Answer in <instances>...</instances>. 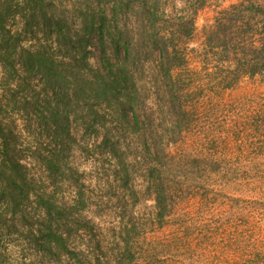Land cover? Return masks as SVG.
I'll return each mask as SVG.
<instances>
[{"label":"trees","instance_id":"1","mask_svg":"<svg viewBox=\"0 0 264 264\" xmlns=\"http://www.w3.org/2000/svg\"><path fill=\"white\" fill-rule=\"evenodd\" d=\"M176 1L184 6L168 15ZM261 1L230 4L204 30L203 56L219 90L264 78ZM202 3L0 0V264H11L14 239L25 252L22 264H136L133 241L147 224L102 227L91 211L90 174L72 158L90 162L91 173L110 172L133 201L142 197L131 184L145 165L141 176L154 201L148 220L161 225L171 206L158 164L189 115L181 43ZM168 104L176 120L164 142L153 116H165Z\"/></svg>","mask_w":264,"mask_h":264},{"label":"rangeland","instance_id":"2","mask_svg":"<svg viewBox=\"0 0 264 264\" xmlns=\"http://www.w3.org/2000/svg\"><path fill=\"white\" fill-rule=\"evenodd\" d=\"M238 1L203 0L190 14L194 30L182 40L187 64L179 73L186 81L182 104L189 115L177 141L167 147L168 156L158 164L171 206L161 225L148 220L154 201L141 176L145 165L137 167L133 178L131 185L142 194L133 201L123 196L110 172L91 173L90 162L79 154L72 158L90 174L91 211L100 216L102 227L118 230L126 222L147 224L133 241L136 264H264V78L243 77L233 87L219 90L213 64L203 56L204 30L218 11ZM183 6V1L171 3L168 15ZM152 57L148 62L154 66ZM149 73L144 72L142 79L147 80ZM150 103L159 114L161 107L153 99ZM162 111L165 116L154 115L153 126L165 142L176 120L170 113L175 107L168 104ZM7 248L8 261L22 264V244L14 239Z\"/></svg>","mask_w":264,"mask_h":264}]
</instances>
